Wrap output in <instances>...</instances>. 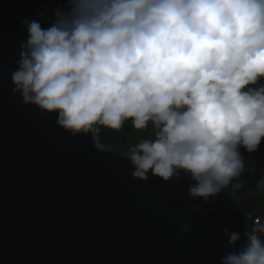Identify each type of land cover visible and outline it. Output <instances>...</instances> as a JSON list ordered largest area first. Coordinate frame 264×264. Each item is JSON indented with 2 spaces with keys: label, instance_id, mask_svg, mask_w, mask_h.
<instances>
[{
  "label": "clouds",
  "instance_id": "9594fccd",
  "mask_svg": "<svg viewBox=\"0 0 264 264\" xmlns=\"http://www.w3.org/2000/svg\"><path fill=\"white\" fill-rule=\"evenodd\" d=\"M16 64L24 105L100 150L102 129L151 125L125 152L130 175H187L192 199L237 187L264 143V0H67L48 27L28 23ZM244 235L220 264H264V222Z\"/></svg>",
  "mask_w": 264,
  "mask_h": 264
},
{
  "label": "water",
  "instance_id": "95a60500",
  "mask_svg": "<svg viewBox=\"0 0 264 264\" xmlns=\"http://www.w3.org/2000/svg\"><path fill=\"white\" fill-rule=\"evenodd\" d=\"M32 0H0V264H220L254 217L236 187L192 199L187 175L133 178L130 127L73 137L14 94ZM199 204V208L194 206ZM228 233L241 240L229 245Z\"/></svg>",
  "mask_w": 264,
  "mask_h": 264
},
{
  "label": "trees",
  "instance_id": "16d2710c",
  "mask_svg": "<svg viewBox=\"0 0 264 264\" xmlns=\"http://www.w3.org/2000/svg\"><path fill=\"white\" fill-rule=\"evenodd\" d=\"M34 8L38 13V17L46 19H54V11L58 6L65 5L67 0H32ZM131 128L128 144L130 146L139 142L141 139L152 138L154 135L151 125L145 130H136L131 126V123H126ZM103 131V129H102ZM101 131V132H102ZM117 147H120L119 145ZM124 147V146H121ZM243 152V150H242ZM245 156L246 169L238 181L237 192L246 201L245 196L252 197L253 195H263L264 189L257 187V182L264 179V143L254 153L243 152ZM247 202V201H246ZM255 218H260V214L255 215Z\"/></svg>",
  "mask_w": 264,
  "mask_h": 264
},
{
  "label": "flooded vegetation",
  "instance_id": "af4514ba",
  "mask_svg": "<svg viewBox=\"0 0 264 264\" xmlns=\"http://www.w3.org/2000/svg\"><path fill=\"white\" fill-rule=\"evenodd\" d=\"M37 15H38V13H37ZM105 130L106 129H103L102 132H104ZM130 130H131V128H130ZM129 134H130V131L128 132V134L125 138V142L123 144L119 145L120 147H117L118 146L117 145L116 148L127 149L130 147V145L128 144ZM121 146H124V147H121ZM245 198L247 199L246 200L247 202L246 201L245 202H246L247 206L249 207V209L251 210L254 219L256 217L255 215L260 214L261 217L259 219L261 222H264V196L257 194V195H253L252 197L245 196Z\"/></svg>",
  "mask_w": 264,
  "mask_h": 264
},
{
  "label": "built area",
  "instance_id": "2783aa9c",
  "mask_svg": "<svg viewBox=\"0 0 264 264\" xmlns=\"http://www.w3.org/2000/svg\"><path fill=\"white\" fill-rule=\"evenodd\" d=\"M257 220L256 219H254V224H255V222H256Z\"/></svg>",
  "mask_w": 264,
  "mask_h": 264
},
{
  "label": "rangeland",
  "instance_id": "374dc122",
  "mask_svg": "<svg viewBox=\"0 0 264 264\" xmlns=\"http://www.w3.org/2000/svg\"><path fill=\"white\" fill-rule=\"evenodd\" d=\"M258 218H256V220H257Z\"/></svg>",
  "mask_w": 264,
  "mask_h": 264
}]
</instances>
